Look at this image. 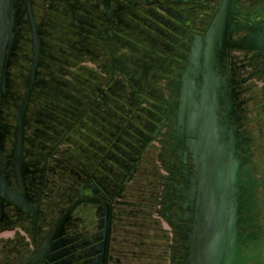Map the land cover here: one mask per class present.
<instances>
[{
	"label": "flooded vegetation",
	"instance_id": "flooded-vegetation-1",
	"mask_svg": "<svg viewBox=\"0 0 264 264\" xmlns=\"http://www.w3.org/2000/svg\"><path fill=\"white\" fill-rule=\"evenodd\" d=\"M48 2L42 8V12L34 10L35 19L38 18V27L44 30V35L42 39L46 45L45 51L37 50L35 44V37L32 33V25L30 27L29 22L23 23L22 33L20 35V49L26 44V41L31 43V52L37 51L35 60L32 61L30 66H25V60L22 59V63L25 67L24 70L27 71V77L24 78L26 87L22 100L16 103V112L13 114L14 120L12 121L8 114L6 113V107L9 103V97L0 103V109H2V117L4 125L3 138L1 140L2 148L8 156V163L5 168H3V174L5 175V181L8 184H4L3 196H8L11 198L12 202L5 201L2 197L0 198V227L2 230L13 227L18 224L19 218L23 222H29L33 224L31 230L36 232L37 222H39V216L43 211H40V204L44 197V191L48 183V168L50 164L48 158L51 162L56 164H66L76 170L78 174L81 175L84 182L78 183L77 188L80 187V196L84 198V184H91L92 191L100 193L97 198H93L94 206L96 207V212L94 215V220L92 224L87 223V221L81 216V214L76 211L72 212L71 215L66 217V220L62 226L60 232H55L58 235L56 241L52 245L51 249V259L47 264H66L68 260L66 257L55 260V255L59 246L63 245V249L68 248L72 250V263L71 264H89V255L84 256V249L88 248V253L93 250V247L98 244L97 237L102 231H99V221L102 217L100 213V208L105 212L106 209H112V205H115V200L118 197L124 195V191L127 190V182L131 179L133 166L137 165L139 162V157L145 152L148 147V143L143 141L139 134L146 135L150 134L151 137L160 132L159 127L162 131L164 127V120L168 115H173L174 117L170 121L176 123V128H174L172 137L173 143L170 140L165 143L173 148V160L172 164L174 171L172 172L173 188L177 193H180L179 200H175L173 195L174 191L170 190V198L167 199L166 205L177 207L180 213L177 217L179 221L183 217L184 221H188L186 217L189 212L186 209L187 202H190L191 196L188 192L191 191V183L195 177V169L193 164H191V159L181 161L178 157V153L184 147L180 143L178 136L184 134L182 130V125L187 128L189 132L191 127L187 124L193 123L192 121H186V116H183V110H179V105L182 102V92L186 89L187 85L191 82L192 74L188 72V66L192 63L199 61L206 65V71L211 73L212 81L206 82L203 78L192 76L195 81L202 83H209L212 87L211 91H205L206 99L209 102L217 103L219 110H221L220 122L223 127L220 130L222 134V144L224 145L225 151L222 155H226V163L230 164L232 162L236 165V184L238 190V211H239V224L242 223V227L247 224L244 222L248 215L251 214L250 228L249 232L241 233L243 236V246L244 248H249V251L245 255V261L250 264V262L257 258V261L262 259V264H264V237L261 235L264 229V176L257 174V163H264V146H256V136L254 133L264 134V0H252L250 3H246V0H237L234 4L230 0H227L230 5L234 8L231 10H236L233 16H228L227 14H222L221 11L214 10V15H209L208 22L204 21L205 29L201 35L193 33L187 26L179 25L180 18L173 22L171 20H164V22L171 21L175 24L179 35H171L172 37L181 41L178 46L177 41H175L174 47L171 50H166V46L170 45V38L166 35L167 29L165 26L161 25L163 23H158V21H163L162 17L158 11H161L162 7L166 4L161 5L162 7L155 8V14H150L151 18H148L146 14L141 13V11L131 14L132 5H147L148 4H159V0H130L128 5H113L111 0H103V9H100V14L96 16H90L88 10H84L83 3L80 0H43ZM44 2V3H45ZM34 6H38L37 0H33ZM165 3V0H163ZM203 5V4H200ZM198 5L195 4L189 7L188 12H192L194 8ZM25 8V7H24ZM69 8L71 11L75 12L76 21L87 23L88 29L78 24L79 30H74L77 38H68V12ZM126 8L127 12L123 17L118 18L120 15L119 10ZM165 8H168L166 6ZM224 10V9H223ZM45 11L49 15L45 14ZM179 14V13H178ZM164 15V14H163ZM180 15V14H179ZM53 17V18H52ZM159 18V19H158ZM235 19L236 28L231 30V34L228 32L227 20ZM103 20V21H100ZM189 20V16L183 18V23ZM221 20L218 25L222 31L217 30L218 33H222L221 38H193L192 35L204 37L208 34V31L213 28L216 21ZM143 21L149 22V25L143 24ZM126 23H135L136 28H142L143 36H138L136 29H131V34H126L124 30L126 29ZM55 27V29H54ZM159 28L162 30L163 34L154 31V28ZM208 27V29H206ZM121 28V31H120ZM38 29V28H37ZM55 31L53 35L52 31ZM82 30V31H81ZM139 38L143 39V43H139V38L133 36V32ZM145 31V32H144ZM186 34L184 36L182 34ZM216 32V33H217ZM85 33L86 37L85 38ZM146 33V36H145ZM106 34V37L103 35ZM22 38H25L26 41ZM100 39H104L101 41ZM206 44L207 46H205ZM185 46V49H183ZM204 46L208 49L205 50ZM120 47H128L130 54L120 53ZM203 47V48H202ZM89 48L101 50V53L106 57H110L113 62H121L123 57L129 59L130 66L126 68L130 74H137L138 71L142 69H155L159 70V67H167L174 65L172 68L173 77L170 78L166 85L170 87L169 90L172 91L171 99L165 100L163 97L157 98L160 103H156V106L162 108V116L159 117L155 115L158 120L155 125L152 121L147 118H143L139 114L134 116L142 125L143 120L147 121V127L150 131H147L145 127H138L139 125L134 122L131 116L130 106L133 102L129 101V108L125 111L128 115V120L126 123V128L129 125L128 130L121 131L119 126V132L124 136V144L127 146L125 149L119 148L118 144H114L115 149L118 152L122 151L121 157L116 152H109L111 155L107 156L101 155L99 150L101 149V142L95 137V132L91 134V143L82 142L83 129L79 127V124L85 121L86 113L89 110L92 111V119L99 120L101 114L99 113V106L101 102L104 106H110L112 112L105 115L114 113V103L115 99L112 92L122 88V76L125 71L120 73L121 80L119 81L116 73L111 77L112 83L107 82V84L102 81L105 80V76H101L98 72L90 69L87 72V76L81 77L78 81L69 78V71L67 70L68 59L80 58L84 54V50H89ZM124 50V49H123ZM186 50V52H185ZM45 53L46 60L44 61L42 69L39 71V66L34 68L36 59L39 53ZM133 52L136 53V59L133 58ZM26 56V55H25ZM25 56H23L25 58ZM180 56L186 57V62H178L177 58ZM143 59H146L143 62ZM134 60V62H133ZM200 62V63H201ZM144 63V65L142 64ZM199 63V64H200ZM20 64V66H21ZM16 65V62L13 63ZM113 66H115L113 64ZM22 67V66H21ZM23 68V67H22ZM37 70L38 74L35 76L33 82L34 70ZM87 70V69H86ZM29 72L31 74L29 75ZM91 72V75L90 74ZM153 73V72H152ZM77 77L78 74H74ZM188 76V77H187ZM181 77L184 80L181 81ZM208 77V76H207ZM147 79V77H145ZM209 78V77H208ZM75 81V82H73ZM49 86H54L53 90H48ZM145 86H148L147 93L158 89L151 84L146 82ZM119 88V89H117ZM88 89L94 95L89 98L88 93H84L83 90ZM121 90V89H120ZM10 91V88H9ZM219 92V94L215 93ZM79 92V93H78ZM133 96L137 94L136 91H132ZM57 93H60L58 95ZM145 93V92H143ZM179 93V96H178ZM222 93V94H221ZM9 95V94H8ZM43 97H40V96ZM112 95V97L110 96ZM132 95V94H131ZM176 96V97H175ZM142 97V95L140 96ZM57 98V100H55ZM27 99V100H26ZM172 101L175 103V107L167 112L168 108L165 106L164 101ZM15 102L11 99V102ZM126 101V100H125ZM28 103V104H27ZM3 104V105H2ZM252 104L253 108H250ZM235 107V114L227 113V108ZM95 107L96 109H94ZM167 108V109H166ZM26 109V111H24ZM145 113V108H142ZM262 109V111H260ZM152 113V112H151ZM153 114V113H152ZM256 116V117H252ZM177 116L180 117L179 123ZM8 119V120H7ZM263 121L261 125H258V130H253L252 121L257 120ZM184 122V123H183ZM226 123V124H225ZM102 124V123H101ZM182 124V125H181ZM225 124V125H224ZM114 128V124L111 122L109 124ZM105 129L106 126H104ZM116 127V128H117ZM97 130L100 131V127ZM133 128L136 132L129 131ZM180 132V135L178 132ZM219 131V130H218ZM217 131V133H218ZM213 130H209L208 138ZM219 132V133H220ZM86 134L90 133L89 129L85 131ZM133 133L136 136H133ZM95 135L98 137V135ZM117 133L116 139L119 138ZM130 134V135H129ZM114 136V137H115ZM264 137V135H263ZM10 141L9 145H6V141ZM122 141V139L120 138ZM126 140L128 142H126ZM129 144H132L136 154V157L131 161L128 154ZM95 145V146H94ZM91 149L90 147H93ZM5 147H8L6 150ZM82 147L90 153L92 157L91 163H83L81 167L78 164L73 163L74 159L69 154L75 155L79 153ZM262 150L263 158L258 162L254 161V155L257 151ZM103 152V151H102ZM108 152V151H106ZM15 155V156H14ZM114 159L116 161L110 160ZM62 162V163H61ZM62 164V165H63ZM89 164L90 168L88 171H84L85 165ZM87 168V167H86ZM111 175H114L113 177ZM2 176V175H1ZM4 182V181H3ZM5 183V182H4ZM172 184V183H170ZM259 188L261 189L258 194ZM8 190L12 194H9ZM74 191H71L72 195ZM73 196V195H72ZM71 196V199H72ZM75 197L78 194H74ZM165 201V199H164ZM248 202V203H247ZM190 204V203H189ZM251 204L250 210H247V205ZM13 205V206H12ZM12 208L17 211V215L13 216L11 213ZM177 210V212H178ZM193 212V210H192ZM191 212V215L193 214ZM106 222L102 227L104 230L103 249L106 248V242L110 237L109 225L113 224L115 226V216L112 214L111 217L105 212ZM17 218V219H16ZM16 219V220H15ZM36 224V225H35ZM180 227V225L175 224V230L178 235V240L183 244L182 252V262L185 263L183 253L186 252L187 245H190L191 233H189V225L191 221ZM92 226L91 229L89 227ZM108 226V227H107ZM112 231V229H111ZM113 234V233H112ZM111 234V236H112ZM36 233L33 234V254L38 250V238H36ZM61 241V243H60ZM59 245V246H58ZM245 245H248L245 247ZM105 247V248H104ZM60 250V249H59ZM58 250V251H59ZM32 254V255H33ZM252 255V257H251ZM243 259V260H244ZM105 261V255L102 256L101 263ZM242 261V260H241ZM35 260L33 261V264ZM36 264V263H35ZM37 264H41L37 262Z\"/></svg>",
	"mask_w": 264,
	"mask_h": 264
},
{
	"label": "rangeland",
	"instance_id": "rangeland-1",
	"mask_svg": "<svg viewBox=\"0 0 264 264\" xmlns=\"http://www.w3.org/2000/svg\"><path fill=\"white\" fill-rule=\"evenodd\" d=\"M30 1L31 4L29 3V0H0V65L6 66L5 72L3 67L2 73V80H4L3 90H5V92L2 93V97H4H1V103L5 100V98L7 101V98L9 97V101H7L9 104L5 107L7 109L6 113L12 121L14 120L13 114L16 112V110L20 109L17 108L16 103L22 100L21 98L27 85L24 81V78L27 77V71L24 70V67L28 65L31 68L32 61L35 60L37 55L36 49L34 53L33 51L31 52V43L29 44L25 38L22 39L26 41V44H24L23 48L20 49V34L22 33L23 23L29 22L30 27L32 25V33L35 37L37 50L39 51L41 49L45 51L46 48V45L44 44L42 39L44 30L39 29L37 21L39 17L37 18V20L35 19L34 10H36V12H42V8H44V5L48 2L37 0L38 6H36L35 8L33 0ZM80 1L81 3H83V6L85 8L84 10H88L90 16H96V14L98 13L100 14L101 12L99 10L103 9L104 6L103 0ZM230 1L234 4L237 0ZM230 1L228 3L227 0H165V3H163V0H159V4L157 5L148 4V2L147 5H132L133 8L131 10V14H135L136 12L138 13V11H141V13L146 14L148 18H151L150 14L157 13L155 12L156 7H162L161 5L166 4L168 8H165V6L161 8V11H158L159 14L164 17L163 21L159 20L158 23H163L161 25L165 26V28L167 29V31L165 32L171 41L170 45L166 46V50L168 51L171 50L172 47H174L175 41L178 42V39L172 36L175 34L179 35L175 24L171 21L175 22L178 20V18H180V21L178 20L180 22L179 25L187 26L190 30L193 31V33L201 35L203 33V29H205L204 21L205 24L206 22H208L207 17L209 15H214L215 9L217 11L218 8L219 12L221 11L222 14H227L228 16L236 15V10H231L232 8H234V6L230 5ZM251 1L252 0H246L245 4L250 3ZM111 2L113 5L123 6L128 5L130 0H111ZM194 2L198 6L194 8V10L190 13L187 10H190L189 7H192L194 5ZM227 4L230 5L231 9L227 6ZM11 9H14L18 13L16 26L14 29L10 24H6V15L11 12ZM126 10V8H122L121 10H119L120 15H118V18H122L123 15L127 12ZM75 12L77 11H71V9L69 8L68 28H70V30L68 31V38H71L72 36L73 38H77L74 30H79L80 27L78 26V24L88 29L87 23L82 19H80L82 22H78L77 24H75ZM45 14L49 15L47 11H45ZM185 16H189V20L183 23V18ZM235 19L229 18L227 20V28L229 34H231V30L236 28ZM164 20L171 21L164 22ZM220 23L221 20L216 21V24L213 26L210 32L208 31V34H205L204 37L192 35L193 37H191V39L213 38L215 37V35L217 36V38H221L223 32H217V30L222 31V29L218 26ZM143 24L149 25V22L143 21ZM125 25L127 31L124 30V32L126 34L129 35L131 34V29H136V31L138 32L137 35L140 37L143 36L142 28H136L135 23H126ZM17 29H19V31H17ZM206 29H208V27ZM55 31L56 30H54V32L52 31L53 35L56 34ZM154 31L163 34L162 30L159 28L155 27ZM182 34L186 36V34H184L183 32ZM137 35H135V33L133 32V36L139 38ZM103 36L106 37V34H104ZM85 38H87L86 33ZM258 38L264 37L261 36ZM100 40L104 41V39ZM143 42V39L139 38V43ZM180 44L181 41L177 43L178 46ZM204 45L207 46L206 44ZM205 46V50L208 51ZM183 49H185V46ZM129 50L130 49L128 47H120V53H122V55L124 53L129 55ZM83 53L84 54L79 59H68L67 70L69 71V78H76L75 81H78L81 77H84L85 79L88 75L87 72L91 71L90 69H93L94 71L101 74V76H105V80L102 81V84H107V82H113L111 81V77L113 76V74L115 75V73L118 80L120 81V73L123 74V72L125 71V74H123L122 76L123 86L122 88H120L121 90L117 88L119 90L115 89V91L112 92L115 99V103L113 106L114 113L104 116V114L112 112V109L110 108V106H104L103 108V103L101 102V106H99V113L101 114L99 120L92 119V111L89 110L88 113H86L85 121H82L79 124V127H81V124L84 125L82 126L84 133V135H82L83 144L85 142L91 143V134L95 132L96 135L97 130L99 129L98 127H100V131H98L97 134L98 137L94 135V142L96 141L95 137L98 138V140L101 142V149L103 152L99 150L100 154H105V156H107L109 152H116L121 157L122 151L118 152L113 145V143L118 144L119 148H121L122 150L127 148V146L124 144V136L119 132V128L121 131L128 130L129 125L126 128V123L128 120V115L131 112V116L134 122H136L139 125L138 127L140 128L145 127L147 131H150V129L146 125L148 122L143 120L142 125L139 124V121L134 116L135 114H139L145 119L147 118L155 125L158 124L156 123V121L158 120L157 117L162 116L161 114L163 110L162 108L156 106V103L162 104L157 98L163 97L165 100L171 99L172 91L169 90L170 87L166 84L167 82H169L170 78L174 76L172 73V68H174V65L163 68L159 67V72L155 69L144 68L138 71L137 74H130V72L126 69L130 66L128 58L123 57L121 62H113L110 57H106V55L104 56L101 53V50L97 51V49L92 48H89V50L85 49ZM23 56H25V58ZM132 56L135 60L136 53L133 52ZM22 59L25 60V66L21 64L23 62ZM45 60V53H39L34 68L37 69V67L39 66V71L41 69L43 71L42 65ZM145 60L146 59H143V62H145ZM186 60L187 59L184 56H180V58L176 59V61L178 62H186ZM15 62L16 65H13V63ZM200 62L201 61H199V63ZM199 63L197 64V62H194L192 63V65H190V67L188 66V72L191 73L192 76L194 75L203 78L206 82L212 81L213 78L211 76V73L206 71V65L203 62H201L200 64ZM20 64L23 68L20 66ZM113 64L115 66H113ZM142 64L144 65V63ZM36 69L33 72V82L35 80V76L39 72H37ZM30 74L31 72H29V75ZM74 74H78L77 77H75ZM89 75L92 76L91 72ZM192 76V80L189 83V86L187 85L186 89L182 92V95L184 97L182 98V102L178 106L180 111L183 109L185 110L182 113V117L186 116V121L193 122L187 124L191 127L189 132L186 131L185 134L178 136L180 139V143L184 147L183 149H181V152L178 153V157H180L181 161L190 158L192 161L191 164H193L194 169L196 167L201 168L202 166V168L198 170L200 173H196L195 170V177L193 178V181H190L191 191L188 192V195L191 196V200L190 202H187L186 206V209L189 212V215L186 217L188 221L185 222L183 217L179 221L180 217L178 218L177 215L180 212L177 207L172 208L171 206L166 205L167 199L170 198V190L175 192V194L173 195L175 200H179L180 198V193H177L174 190L173 181H171L172 172L174 171V168L172 166V164H174V160L172 158L173 148H170V146L165 143L168 140L173 143L172 134L174 128H176L177 121L176 123L173 120L170 121L174 116L168 115L164 120V127L162 128V131L160 127L163 124L159 127L160 132L158 134L154 135L153 137H151L150 134H139V137L143 141H145L146 143L149 142L148 147L146 148L145 152L140 155L137 165L133 166L132 176L131 179L127 182V190L124 191V195L118 197L115 200V205H112V209H107V214L110 217L113 214L115 216L116 222L115 226H113V224L109 225L110 237L106 242L105 251L103 249V251L101 252L102 256L105 255V261L103 262V264H183L181 252L183 250V244H181V241L178 240V235L175 230V224L180 225V227L181 225L183 227L185 224L186 227V225H188L187 223L191 221V225H189V233L193 234L195 228H198L201 223H203V219H206V216L201 215V212L198 210V204L201 202L195 201L194 203V197L199 199L200 196H202L203 201H205V199H207L208 197V193L207 195H205V184L203 185V189L201 190L202 192L198 190L200 187L197 186L199 181H201L203 184L204 179L205 183H210V185L214 188V193L212 196L213 204L211 203V205L214 207L215 213L223 221L222 223H217L216 225L224 226L227 229V232L229 231L230 226H235L234 229L237 230V234L235 236H233L232 234L229 235V241H232V246L235 247V249L233 250V252L228 253L231 254L230 263L225 264H243V261H245L244 258L246 253L249 251V248L241 247L243 246L242 242L244 240L241 233L244 227H242V223L239 224L240 222L238 210L236 218L234 217L233 210H235L236 202L235 200L231 201V195H233L234 193L237 194L235 198L237 199L236 201L238 205L237 184L234 185V183L230 180V186L227 190L229 201L224 202L225 197L224 195L222 196V192L219 190V188H217L219 187L217 166L213 167V178H205L206 174L210 173L211 170V165L209 163L210 160H208L211 153H213L215 156V162L217 163L216 165L221 166L220 162L222 161V158L220 154V145L223 141L222 134L220 132V130L223 129V124H221V122L219 121L221 110H219L217 103L210 101L208 102L206 99L205 91L210 92L212 89L210 84L195 81ZM145 77H147V79ZM180 80L183 81L184 77H181ZM147 81L152 86L158 87V89L147 93L146 90L148 86H145ZM53 88L55 87L49 86L47 89L53 90ZM132 91H136L137 94L133 96ZM53 92L55 93V90H53ZM83 92L88 93L89 98H94L92 97V95L95 96V94L89 92L88 89H84ZM215 93L219 94V92L217 91H215ZM57 94L60 95V93ZM141 95L142 97H140ZM110 96L112 97V95ZM40 97L43 96L41 95ZM11 99H14L15 102H11ZM55 100H57V98H55ZM131 100H136L138 101V103L136 105V102L134 101L130 106L131 112L129 114H126L125 111L129 108L128 103ZM164 102L165 106L168 108L167 112L175 107V103L172 101ZM93 108L96 109L95 107ZM142 108H145V113ZM250 108H253L252 104ZM24 111H26V109ZM226 111L227 113L229 112L231 114H235V107L229 106ZM260 111H262V109ZM155 115L158 116L156 117ZM252 117L256 116L252 115ZM2 119V109H0V198L1 195L3 196V185L5 184L3 183V180L1 178L4 175L3 168H5L8 163L7 153L5 152V149L2 148L1 144V140L4 136L3 129L6 128ZM179 119L180 117L177 116L178 123ZM111 122L114 124V128L109 126ZM262 123L263 121L258 119L257 121H252L250 125H252L251 128H253V130L257 131L258 125H261ZM104 126H106L107 129H105ZM117 126H119V128ZM88 129L90 133L86 134L85 131ZM211 129L213 130V132L210 134L212 137L208 138V132ZM129 131L136 132L133 128H130ZM117 133H119V138L116 139L115 135ZM178 134L180 135V132H178ZM254 134L256 136V139H259V141L256 140L255 145L263 147L264 134ZM133 136L135 137L136 134L133 133ZM120 138L122 139V141L120 140ZM10 141L11 140L6 141V145H9L8 143H10ZM126 142L128 141L126 140ZM200 143H202L204 147H202V149L198 153H194V151H197V144ZM94 146L90 148L93 149ZM5 148L6 150L8 149V147ZM128 148V154L132 161L136 157V150L134 149L132 144H129ZM85 149L86 148L82 147L80 150H78L79 153L75 155L69 154V156H72L71 159H74L73 163L78 164L79 167H81V164L83 163L92 164V157L90 153H88ZM206 152L207 158L205 157ZM108 155L110 156L111 153H109ZM262 158L263 155L261 150L255 153L253 159L255 162H258ZM109 159L112 161L114 160L111 158ZM50 160L51 159L48 158L47 161L50 164V168H48L47 171L49 180L45 190H43L44 197L40 204V211H43V213L37 216L39 218V222H37L36 232H33L31 230V226L34 225L35 222H33V224H30L29 222L21 221L20 218L19 221H17L18 224L14 225L13 227L7 228L6 230H2V227H0V264H33L34 260L36 264L37 262H41V264H47L48 262H50L52 255L51 247L58 237V235H55V232H60L68 215H71L72 212L78 211L81 216L87 221V223L92 224L91 221L94 220L96 207L94 206V201H92V199L97 198V195L100 193L92 191L91 184L93 183V181H90L88 184H84L85 196L84 198H81V196L79 195L81 189L80 187L77 188V186L79 182L82 183L84 182V180H82L81 175L77 173L78 170L66 164H63L62 162L61 163L63 165H59L53 163V161L51 162ZM114 161L117 162V160ZM85 166L87 168L83 166L84 171H88L90 165L87 164ZM229 167L233 173V169L236 167V165L230 162ZM257 169V174L260 176H264V163H257ZM74 170H76L77 172ZM197 174L198 176H196ZM111 176L113 177L114 175ZM193 183H196V189L195 184ZM212 183H214L216 187H214ZM71 191H74V193H72L73 196L70 194ZM260 191L261 189L259 188L258 194L260 193ZM76 193L78 194L77 197L74 196V194ZM4 200L6 201L7 199L4 197ZM201 205L202 214H205L204 204L202 203ZM211 205L209 202V207H211ZM262 205H264V202L262 203ZM250 207L251 204H248L247 210H250ZM196 209L199 212H196ZM16 212L17 211L15 210L14 212V208H12L11 213H13V216L17 215ZM191 212L193 213L192 215ZM199 213L200 216L198 219ZM227 216L229 217L228 221ZM250 218L251 214L248 215L244 221L247 222L244 229L245 233L251 230ZM91 228L92 226L89 227V229ZM262 230L263 232L261 233V235L264 237V229ZM35 233L37 235L36 238H38V250L33 254L32 244L34 239L32 238L33 234ZM217 233L219 232L217 231ZM195 241L196 240L194 239V237L192 238V240L190 239L189 258L187 259L188 263L186 264L195 263L193 261L194 253L197 256V264H203L204 261H207L208 254L206 242L204 248L200 249L203 256L205 257L203 258L202 256L200 257V253H196L193 250L195 249ZM247 246L248 245H245V247ZM244 264L248 263L245 262ZM250 264H262V259L260 261H257V258L255 257V260L253 258Z\"/></svg>",
	"mask_w": 264,
	"mask_h": 264
},
{
	"label": "water",
	"instance_id": "water-1",
	"mask_svg": "<svg viewBox=\"0 0 264 264\" xmlns=\"http://www.w3.org/2000/svg\"><path fill=\"white\" fill-rule=\"evenodd\" d=\"M22 2H24V1H22ZM25 2H27V1H25ZM29 3L31 4L30 0H29ZM17 14H18L17 11H15L14 9H11V12L8 15H6V24H10L13 27V29L16 26ZM29 16H30V12H29ZM17 31H19V29H17ZM17 31H16V34H17ZM3 67H4V72H5L6 66L0 65V103L2 101V98L4 97V96L2 97V93L5 92V90H3L4 89L3 88V81L4 80H2ZM196 147H197V151H194V153H198L202 149V147H204V146L202 143H200V144H197ZM223 152H224V149L221 146L220 154H221V158L223 161V162L222 161L220 162L221 166L216 165L217 163L215 162V156L213 153H211V155H209L208 160H210L209 163L211 165V170H210V173L206 174L205 178L206 179H209L210 177L213 178V173H212L213 167L217 166V168H218L217 175H218V181H219V187H217V188H219V190L222 192V196L224 195V197H225V199L223 198L224 202H228L229 196L227 195V190L230 186V183H229L230 180L234 183V185L236 184V170H235V168L233 169V173H234L233 174L232 171L230 170L229 164L226 163V158H224L222 155ZM205 157L207 158V152L205 154ZM201 163H202V161H201ZM195 164H196V162H195ZM201 168H202V166H201ZM201 168L196 167L195 168L196 173H200L198 170ZM233 175H234V178H233ZM196 176H198V174ZM221 183H222V185H221ZM193 184H195V189H196V183H193ZM204 184H205V188H204L205 189V195H207V193H208V197H207V199H205V201H203L202 196H200V198L197 199V201L201 202L198 204V210L201 212V215L206 216V219H203V221H202L203 223H201V225L198 228L197 227L195 228V231L191 236V240L193 237L196 240L194 242V243H196V244H194L195 249H193V250L196 253H200V257L202 256L203 258H205L203 256L202 252L200 251V249L204 248L205 242H206L208 258H207V261L206 262L204 261L203 264L230 263L231 254H228V253L233 252L235 247L232 246V241H229V238H230L229 235L232 234L233 236H235L237 234V230L234 229L235 226H233V227L230 226L229 231L227 232V229L224 226L216 225L217 223H222L223 221L221 218L218 217V215L215 213L214 207L211 205V203L213 204L212 196L214 193V188L210 185V183H205V179H204L203 184L201 181H199V183L197 184V186L200 187L198 190L201 191L203 189ZM212 185L214 187H216V185H214V183H212ZM236 195L237 194H235V193L233 195H231V201L235 200V202H236L235 210H233V215L235 218H236V214H237V210H238L237 209V201H236L237 199L235 198ZM209 202H210L211 207H209ZM202 203L204 204V207H205V214H202V205H201ZM104 208H105V212H107L106 207H104ZM198 210L196 209V212ZM199 216H200V213L198 214V219H199ZM204 216H202V217H204ZM228 220H229V217L227 216V221ZM217 231L219 233H217ZM189 248H190V245L188 246V253H187L188 257H189ZM193 261L195 262L194 264H197V256L195 255V253L193 256Z\"/></svg>",
	"mask_w": 264,
	"mask_h": 264
},
{
	"label": "trees",
	"instance_id": "trees-1",
	"mask_svg": "<svg viewBox=\"0 0 264 264\" xmlns=\"http://www.w3.org/2000/svg\"><path fill=\"white\" fill-rule=\"evenodd\" d=\"M26 9V8H25ZM184 123V122H183ZM182 125V124H181ZM180 130H182L183 132H184V134H185V132L187 131V128L184 126V124L182 125V128L180 129ZM179 130V132H182V131H180ZM188 132V131H187ZM221 146H222V148L224 149L225 147H224V145L223 144H221ZM224 151H225V149H224ZM223 157H224V155H223ZM225 157H226V155H225ZM224 157V158H225ZM196 170V169H195ZM2 180L3 181H5V175H3L2 177ZM4 183V182H3ZM5 184H6V181H5ZM7 184H8V186H9V183L7 182ZM3 185V184H2ZM3 187H4V185H3ZM8 192H9V194H12L11 193V191L10 190H8ZM1 197H2V195H1ZM4 197L7 199L6 201H8V202H12L11 200V198H8V196H3L2 198L4 199ZM195 201H197V198L196 197H194V203H195ZM238 209V208H237ZM100 213H102V217H101V219H100V221H99V231L101 232L102 231V233H100L99 234V237H97V240L99 241L98 242V244L97 245H95L94 247H93V250L90 252V253H88V254H86L87 252H88V248H85L83 251H84V256H87V255H89L90 257H89V264H100L101 263V259H102V255H101V252L103 251V244H104V241H105V239H104V230H102V227H103V225L105 224V222H106V219H105V212H104V210L102 209V208H100ZM191 236H192V234L191 235H189V237H190V239H191ZM60 243H61V241H60ZM59 246V245H58ZM188 246H189V244L187 245V249H188ZM60 249V250H59ZM59 251L57 250V253H56V255H55V260L54 261H56V259H61V258H63V257H66L67 258V260H68V263L66 262V264H71L72 263V259H71V257H72V250L71 249H69L68 250V248H65V249H63V245L60 247L59 246ZM187 253H188V250L186 251V252H184L183 253V257H184V259H185V263L184 264H186V263H188L187 262V259L189 258L188 257V255H187Z\"/></svg>",
	"mask_w": 264,
	"mask_h": 264
}]
</instances>
